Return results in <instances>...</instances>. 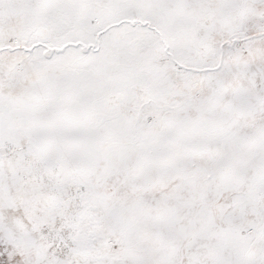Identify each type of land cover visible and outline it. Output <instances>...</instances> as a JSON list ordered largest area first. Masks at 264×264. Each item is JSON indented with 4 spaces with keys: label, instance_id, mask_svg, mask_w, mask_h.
<instances>
[{
    "label": "snow or ice",
    "instance_id": "6c2138e0",
    "mask_svg": "<svg viewBox=\"0 0 264 264\" xmlns=\"http://www.w3.org/2000/svg\"><path fill=\"white\" fill-rule=\"evenodd\" d=\"M0 264H264V0H0Z\"/></svg>",
    "mask_w": 264,
    "mask_h": 264
}]
</instances>
